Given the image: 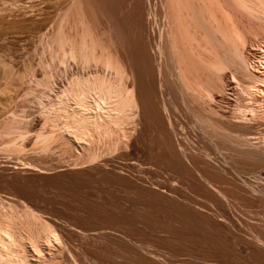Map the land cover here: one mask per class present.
<instances>
[{"label": "bare ground", "instance_id": "1", "mask_svg": "<svg viewBox=\"0 0 264 264\" xmlns=\"http://www.w3.org/2000/svg\"><path fill=\"white\" fill-rule=\"evenodd\" d=\"M28 7L39 16L27 43L36 67L16 77L7 64L1 73L11 91L23 77L34 80L31 102L43 120L27 127L32 106L7 110L0 125L7 146H28L34 156L0 162L6 196L24 199L20 214L6 213L0 224V264L52 261L41 259L43 243L70 253L74 232L31 209L67 195V207L86 208L85 223L117 231L94 239L124 250L125 264H264V0H36ZM218 101L231 109L220 111ZM47 187L67 195L48 197ZM26 242L36 258L27 257ZM85 243H75L82 256L94 250L92 258L118 263L116 246L112 255V245ZM162 251L171 254L148 255Z\"/></svg>", "mask_w": 264, "mask_h": 264}, {"label": "rangeland", "instance_id": "2", "mask_svg": "<svg viewBox=\"0 0 264 264\" xmlns=\"http://www.w3.org/2000/svg\"><path fill=\"white\" fill-rule=\"evenodd\" d=\"M35 1L36 0H0V125L2 122H5L6 117H9V115H10V112L7 110H14V112L16 111V113L19 112V114H20L21 110H26V109L29 110L30 108H27V107L33 106L32 107L33 109H30L29 111L25 112L26 117H27L26 120L28 121L27 127L29 129H32V130L36 129L42 123V120H43L42 116L41 115L39 116V113L37 112L38 110L36 108V105H34L31 102L33 96H35L38 93V90L36 88V84H35V82H33L34 80L32 81L29 76L23 77L22 83L19 82V85H18L19 87L18 86H17L18 88L16 86L13 87V88H15L14 89L15 91L17 88V92H15V95H14V90H12L13 91V93H12L11 90L6 88V82H5L6 79L2 77L3 75L1 73V71H2V65L6 66L8 64V66L11 67V69H12L13 75H14V73H16L14 76L18 77L17 75L21 76V74L24 73V71L26 69V67H25L26 65L28 67L33 66L32 68L36 67V63L38 61H35V60H38V59H36L38 56H36L32 53V52H34V49H33V46L31 47L30 45L31 44L33 45V41H34L33 39H35L33 35L35 32V26L37 24V20H38L39 16L36 13H34L35 7H31V8L28 7L29 3L33 4V3H35ZM152 2H155V0H152ZM162 21H163V17L157 16V18L155 19V25H156V28L158 31L162 28ZM28 42H30L31 44H27ZM36 47H37L36 48L37 50H36L35 54L38 53L39 52L38 50L40 49V47L38 45ZM38 47H39V49H38ZM32 49H33V51H32ZM30 53H31V56H32V54L34 56L31 57L29 55ZM251 56H252V59H254L253 57H255V54L254 55L251 54ZM23 57L24 58L29 57V58H27V60H28L27 63H25V61H27V60L24 59ZM44 57H47V54H46V56L44 55ZM22 61H24V62H22ZM29 61H33V62L29 63ZM34 62H35V64H33ZM37 68H38V65H37ZM6 90L7 91L9 90L13 94L12 96L14 97V98L12 97L14 100H12V103H10V104L6 101V92H7ZM229 93H232V92L229 91ZM225 103L226 102H223V104H222V102L218 101L216 107H219L218 109L222 112H224V111L226 112L227 109L229 111V109H231V107H230L231 105H229L228 103H226V104H228V105H226ZM20 104L25 105V107L21 106ZM29 140L28 139L26 141L23 140L24 142H22V140L19 139V140H17V144L24 143V145H28ZM7 145L8 144H6V133H4L3 131H0V162H2V163L6 161V155L11 156V157H17V158L24 157V158H28V159L34 157L33 154L28 150V146H25V148H23V150L21 152H17V151H14L11 146H7ZM58 152L56 153L57 156H59L60 154L64 155V156L60 155V158L63 157L66 159V157H68L67 156L68 153H66V152L63 153L62 151H60L61 153H58ZM6 184H7L6 183V177H0V224L1 225L3 224V221H6L4 219V217L6 218V213L13 214L12 216H15V217H17L20 214L21 206L17 202H19L21 200L24 201V199H22V198L19 199L17 196L10 194V190L8 191L9 195L7 194V196H6V192H7L6 188L8 186ZM54 190L55 189H53L51 187H49V188L47 187V189H45L44 193L48 197H50V196L52 197L53 195L56 194L55 197H57V195L58 196L60 195L62 198V196L67 195L66 190H63L64 194H62V195H61V192L63 193V191H59L57 189L58 191L57 190L56 191L60 193V194L59 193L57 194V192ZM46 191H47V193H46ZM65 192H66V194H65ZM6 197L9 198L8 201H6ZM11 197L13 200H10ZM66 197L62 198L64 200V202H60V203L55 204V203L41 201V202H37L31 208L35 214H37L38 216L41 215L40 216V217H42L41 219L45 220V218H47V219H54L55 221L60 222V223L62 222V224L66 225V227L69 228L70 231L74 232V235L72 233V235H73L72 240L74 239L75 241L73 240L74 242L73 241L72 242L74 243L75 246L72 243L70 244L71 250H70V253H68L67 255H66V253H64L65 251L64 252H61L62 250L60 251L61 248L56 246L59 249H55V247L47 246L45 243H43L44 247H43L42 253H44V255L42 254L41 259H45V258H47L46 256L52 255L53 260L52 259H51L52 261L46 260L45 263L42 262L40 264H43V263L44 264H66V263L67 264H75L76 263L77 264V263L81 262V261H78L79 257L82 256L81 252L78 251L80 249L79 243H81V241L86 242L85 244H89L90 246H91V244H94V243L96 244L99 241L100 244L99 243H97V244L100 245V247L104 246V244H106L104 246V247H106L109 244L108 239H105V242H104V239H103V241H102V239L95 240L94 239L95 233H97V232H100V233H105V232L116 233L117 232V231L110 229V228H102L100 225H96V224L93 225V224H89L87 222L85 223L84 219L82 218V220H81L80 218L83 216L82 214H84V212L86 214V212H87L86 208H82V209L80 207L76 208L78 210H76L75 208H74V210H73V208L70 209V207H67L68 204L66 205V202L67 203L69 202V200H68L69 196H68V198H66ZM26 205H30V204L28 203ZM78 213H79V216L77 215ZM76 215H77V217H76ZM21 222H23V221H21ZM23 225L26 226L25 223ZM19 226H21V224H19ZM98 226H100V227H98ZM30 227H31V225H30ZM95 227H97V228H95ZM24 228L25 227H23V229ZM88 228H90V229H88ZM71 229H73V230H71ZM98 234H96V235H98ZM86 240H88V241H86ZM90 240L95 241V242L88 243ZM127 241L129 243H134V244H137L140 242V241H137L135 239H132V241L131 240H127ZM143 241L148 243L147 239L146 240L144 239ZM101 242H104L103 245H101ZM106 242H108V243H106ZM111 242L112 241H110V244H109V247H111V245H112L111 250L109 251V249H108L109 247H107L106 249H108L107 253L112 251L111 253H112V255H114L113 253L115 251H113V250L115 249L116 245H114L113 243L111 244ZM28 243L25 245L27 257L31 258L33 256L32 258H36L33 255L34 252L30 251L31 246L28 245ZM75 243H78L79 245L75 244ZM89 245H88V247H89ZM116 249L117 250L115 252V256H116L115 258H117V260L116 259L115 260L118 263L122 264L123 261H125L126 259L129 258L128 255H130V253L127 252L128 255H126V256L128 258H125L124 257L125 251L122 250V252H121L120 251L121 249L119 250V247H117V246H116ZM117 251H119V252H117ZM143 251H145V250H143ZM92 252H91V254L93 255ZM162 252L161 253L163 254V256L161 255V257H160V255H157V257L153 256L152 254H148V255H151V257H153V258L161 260L164 258V256H168L169 254H171V253H167V251L166 252L162 251ZM117 253H119L120 257H119V255H116ZM122 253H123V256H122ZM88 254H89V256L91 255L90 251L87 253L86 256L80 257V260L83 258H84L83 260L86 259L85 261H82L83 264L84 263H86V264L87 263L88 264H91V263L92 264L93 263L94 264H100L101 261H104L101 264H105L106 262L109 264H112L111 260L106 261V260H108L107 258H104L105 260H102L103 258L94 259L95 258L94 255L93 256L91 255L89 257ZM43 256H44V258H43ZM67 256L70 257L71 259L67 258ZM74 256H75V258H74ZM117 256L119 258L124 257L125 259L123 260L121 258L118 260ZM92 257H94V258H92ZM175 257H177V258H175ZM175 257H173V258H175L177 260H179L178 258H180L181 260L186 258V256L183 254L181 257H180V255L179 256L176 255ZM72 258H74V259H72ZM70 260L73 263H71ZM98 261H100V262H98ZM49 262H51V263H49ZM211 263H213V262H211ZM80 264H82V263H80ZM123 264H125V263H123ZM214 264H217V263H214Z\"/></svg>", "mask_w": 264, "mask_h": 264}]
</instances>
